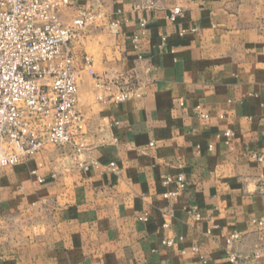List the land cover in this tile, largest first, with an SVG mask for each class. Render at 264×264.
Segmentation results:
<instances>
[{
  "label": "crops",
  "instance_id": "crops-1",
  "mask_svg": "<svg viewBox=\"0 0 264 264\" xmlns=\"http://www.w3.org/2000/svg\"><path fill=\"white\" fill-rule=\"evenodd\" d=\"M70 3L64 25L105 16L75 47L96 74L78 86L82 153L0 171V264H264V0ZM98 83L138 96L100 102Z\"/></svg>",
  "mask_w": 264,
  "mask_h": 264
},
{
  "label": "built area",
  "instance_id": "built-area-1",
  "mask_svg": "<svg viewBox=\"0 0 264 264\" xmlns=\"http://www.w3.org/2000/svg\"><path fill=\"white\" fill-rule=\"evenodd\" d=\"M70 5V0H0V171L31 158L46 145L72 146L76 154L82 153L85 122L78 108V82L83 74L91 78L96 74L91 58L83 55L78 62L70 48L105 16L79 9L64 25L61 13ZM180 15L181 10L174 8L168 20ZM97 87L100 102L121 103L138 96L129 84L98 83ZM105 169L114 172V163ZM172 184L164 199L176 198L185 190V175L179 172L163 181L164 187ZM239 240L234 233L226 244ZM172 243L163 242L166 247ZM228 258L233 264L237 260L234 253H228Z\"/></svg>",
  "mask_w": 264,
  "mask_h": 264
},
{
  "label": "rangeland",
  "instance_id": "rangeland-1",
  "mask_svg": "<svg viewBox=\"0 0 264 264\" xmlns=\"http://www.w3.org/2000/svg\"><path fill=\"white\" fill-rule=\"evenodd\" d=\"M75 47H76V44L72 45V47H71L70 49H71V51L75 54V56L78 57L77 54H76V51H77V50L75 49ZM84 76H86V75H85V74L82 75L80 81L78 82V86H79V85L82 86L83 84H86V83H87V80L84 79V78H85ZM86 78H88L89 80L91 79V78H89V77H86ZM91 80H92V79H91Z\"/></svg>",
  "mask_w": 264,
  "mask_h": 264
}]
</instances>
